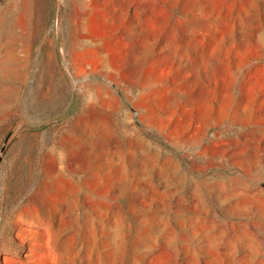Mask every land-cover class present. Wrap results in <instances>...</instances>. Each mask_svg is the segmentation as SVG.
Here are the masks:
<instances>
[{
  "label": "rangeland",
  "instance_id": "1",
  "mask_svg": "<svg viewBox=\"0 0 264 264\" xmlns=\"http://www.w3.org/2000/svg\"><path fill=\"white\" fill-rule=\"evenodd\" d=\"M18 1L39 95L0 120V264H264V0ZM91 112L148 155L123 191L51 170Z\"/></svg>",
  "mask_w": 264,
  "mask_h": 264
},
{
  "label": "bare ground",
  "instance_id": "2",
  "mask_svg": "<svg viewBox=\"0 0 264 264\" xmlns=\"http://www.w3.org/2000/svg\"><path fill=\"white\" fill-rule=\"evenodd\" d=\"M26 17V10L18 0H5L0 6V120L9 115L13 108H23L27 103L38 100L39 92L38 95L34 94L32 88H27L25 94L22 93L23 86L28 83V77L31 74L33 77L37 75L33 66L38 63L29 53ZM97 119L99 118L95 112L81 116L79 123L70 130L77 135L69 134L65 137L64 153L53 158L51 170L60 173H67L68 170L75 173L77 169H81L91 174L92 179L103 187H117L123 191L131 180V166L141 160L147 161L148 155L143 154L140 157L136 155L135 150H130L127 158L124 156L126 146L120 144L122 140L114 145L98 142V139L91 137L99 131L100 123ZM116 150L119 151L117 154ZM114 165L118 177L103 179L99 169ZM69 184L71 185V182Z\"/></svg>",
  "mask_w": 264,
  "mask_h": 264
},
{
  "label": "water",
  "instance_id": "3",
  "mask_svg": "<svg viewBox=\"0 0 264 264\" xmlns=\"http://www.w3.org/2000/svg\"><path fill=\"white\" fill-rule=\"evenodd\" d=\"M60 12H61V7H60V3L57 4V11H56V21L57 23L59 22V18H60ZM11 134H12V130L7 134V136L5 137L1 147H0V160H1V157H2V153L5 151L6 149V146L10 140V137H11Z\"/></svg>",
  "mask_w": 264,
  "mask_h": 264
}]
</instances>
